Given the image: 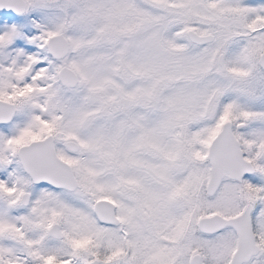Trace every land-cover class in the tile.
<instances>
[{
    "label": "snow or ice",
    "instance_id": "6c2138e0",
    "mask_svg": "<svg viewBox=\"0 0 264 264\" xmlns=\"http://www.w3.org/2000/svg\"><path fill=\"white\" fill-rule=\"evenodd\" d=\"M0 264H264V0H0Z\"/></svg>",
    "mask_w": 264,
    "mask_h": 264
}]
</instances>
